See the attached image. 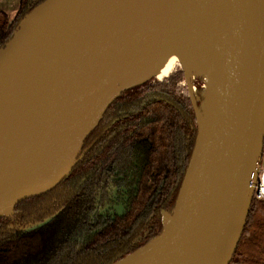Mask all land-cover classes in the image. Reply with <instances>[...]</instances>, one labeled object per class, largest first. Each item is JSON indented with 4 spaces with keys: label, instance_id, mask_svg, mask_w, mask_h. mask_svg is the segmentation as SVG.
I'll return each mask as SVG.
<instances>
[{
    "label": "water",
    "instance_id": "95a60500",
    "mask_svg": "<svg viewBox=\"0 0 264 264\" xmlns=\"http://www.w3.org/2000/svg\"><path fill=\"white\" fill-rule=\"evenodd\" d=\"M151 1L45 0L0 48V216L55 187L112 101L137 85L121 80ZM206 5L225 48L226 78L216 86L201 75L202 113L191 97L198 137L161 232L112 264H230L240 240L264 144V0ZM68 158L55 184L36 191Z\"/></svg>",
    "mask_w": 264,
    "mask_h": 264
},
{
    "label": "trees",
    "instance_id": "16d2710c",
    "mask_svg": "<svg viewBox=\"0 0 264 264\" xmlns=\"http://www.w3.org/2000/svg\"><path fill=\"white\" fill-rule=\"evenodd\" d=\"M45 0L0 11V48ZM182 70L123 90L83 140L62 180L0 216V264H112L141 247L172 213L198 137ZM230 264H264V199H252Z\"/></svg>",
    "mask_w": 264,
    "mask_h": 264
},
{
    "label": "bare ground",
    "instance_id": "6f19581e",
    "mask_svg": "<svg viewBox=\"0 0 264 264\" xmlns=\"http://www.w3.org/2000/svg\"><path fill=\"white\" fill-rule=\"evenodd\" d=\"M45 8L46 4L39 6L25 19L21 33L29 30ZM132 38L134 45L126 54V76L121 84L167 76L177 63L187 76L208 75L216 86L226 78L225 48L206 0H152ZM69 159L56 165L36 191L53 186L66 172Z\"/></svg>",
    "mask_w": 264,
    "mask_h": 264
},
{
    "label": "rangeland",
    "instance_id": "374dc122",
    "mask_svg": "<svg viewBox=\"0 0 264 264\" xmlns=\"http://www.w3.org/2000/svg\"><path fill=\"white\" fill-rule=\"evenodd\" d=\"M183 66H181L179 63H177V64H175L174 65V67L172 68V70L170 71V73L171 72H174V71H180V70H182L183 71ZM169 73V74H170ZM184 73H185V70H184ZM202 74H200V75H197V76H195V77H189V76H187V74L185 73V76H186V78H185V84H186V86H187V92H188V94L192 97V98H194V86H193V84H192V82L194 81V82H201L202 84H203V86H205V83H204V81H203V78H202V76H201ZM164 77H166V76H164ZM164 77H161V78H164ZM150 78H155V79H161V78H157V77H155V76H151V77H149L148 79H150ZM195 99V98H194ZM260 167H264L263 166V164H260Z\"/></svg>",
    "mask_w": 264,
    "mask_h": 264
},
{
    "label": "crops",
    "instance_id": "0c3cea01",
    "mask_svg": "<svg viewBox=\"0 0 264 264\" xmlns=\"http://www.w3.org/2000/svg\"><path fill=\"white\" fill-rule=\"evenodd\" d=\"M19 6V0H0V11H3L12 18ZM261 164L264 166V144L262 150Z\"/></svg>",
    "mask_w": 264,
    "mask_h": 264
},
{
    "label": "built area",
    "instance_id": "2783aa9c",
    "mask_svg": "<svg viewBox=\"0 0 264 264\" xmlns=\"http://www.w3.org/2000/svg\"><path fill=\"white\" fill-rule=\"evenodd\" d=\"M252 199H264V167H260L257 173Z\"/></svg>",
    "mask_w": 264,
    "mask_h": 264
},
{
    "label": "flooded vegetation",
    "instance_id": "af4514ba",
    "mask_svg": "<svg viewBox=\"0 0 264 264\" xmlns=\"http://www.w3.org/2000/svg\"><path fill=\"white\" fill-rule=\"evenodd\" d=\"M190 96V95H189ZM190 98H191V96H190ZM191 100H192V98H191Z\"/></svg>",
    "mask_w": 264,
    "mask_h": 264
}]
</instances>
